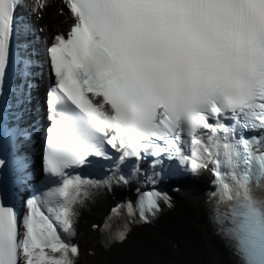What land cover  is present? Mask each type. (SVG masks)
Wrapping results in <instances>:
<instances>
[{
    "label": "snow or ice",
    "instance_id": "1",
    "mask_svg": "<svg viewBox=\"0 0 264 264\" xmlns=\"http://www.w3.org/2000/svg\"><path fill=\"white\" fill-rule=\"evenodd\" d=\"M61 2L58 14L67 10L73 23L47 48L45 182L22 215L13 188L30 177L18 154L26 133L0 125V264H78L77 209L117 177L73 172L91 165L89 157L112 160L106 148L119 153L117 169L152 157L154 167L174 161V175L210 170L212 222L238 264H264V0ZM49 6L0 0V97L20 12L40 17ZM162 203L173 206L166 193L141 194L140 220ZM128 216H136L130 204Z\"/></svg>",
    "mask_w": 264,
    "mask_h": 264
},
{
    "label": "bare ground",
    "instance_id": "2",
    "mask_svg": "<svg viewBox=\"0 0 264 264\" xmlns=\"http://www.w3.org/2000/svg\"><path fill=\"white\" fill-rule=\"evenodd\" d=\"M38 21L45 38L61 30L68 23V15L58 14V3H49ZM197 184L207 177L203 171L198 176H191ZM184 191L183 198L177 210L170 213L159 230H151L149 234L141 235L129 247L112 252V255L102 252L92 243V233L89 232L90 221L98 219L104 208L102 201L95 194L78 208L83 216L76 227V237L82 248L78 264H234L228 250L222 241L216 237L203 209L200 191Z\"/></svg>",
    "mask_w": 264,
    "mask_h": 264
}]
</instances>
